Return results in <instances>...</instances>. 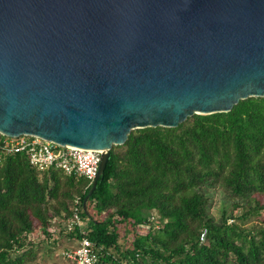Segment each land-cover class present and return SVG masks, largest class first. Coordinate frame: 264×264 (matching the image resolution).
<instances>
[{
    "label": "water",
    "instance_id": "95a60500",
    "mask_svg": "<svg viewBox=\"0 0 264 264\" xmlns=\"http://www.w3.org/2000/svg\"><path fill=\"white\" fill-rule=\"evenodd\" d=\"M264 97V0H0V133L100 150Z\"/></svg>",
    "mask_w": 264,
    "mask_h": 264
},
{
    "label": "trees",
    "instance_id": "16d2710c",
    "mask_svg": "<svg viewBox=\"0 0 264 264\" xmlns=\"http://www.w3.org/2000/svg\"><path fill=\"white\" fill-rule=\"evenodd\" d=\"M91 185L59 169L37 172L23 152L0 151V264L34 261L61 236L81 235L102 264H264V204L255 198L264 195V97L194 114L174 128L132 130L110 149L87 216L82 202ZM215 186L241 200L236 208L250 206L237 216L222 209L215 220L208 213ZM75 197L82 233L63 227ZM153 211L157 228L148 225ZM249 216L262 224L241 229L236 218ZM35 223L39 234L31 239Z\"/></svg>",
    "mask_w": 264,
    "mask_h": 264
},
{
    "label": "built area",
    "instance_id": "2783aa9c",
    "mask_svg": "<svg viewBox=\"0 0 264 264\" xmlns=\"http://www.w3.org/2000/svg\"><path fill=\"white\" fill-rule=\"evenodd\" d=\"M0 151L4 154L23 152L28 162L37 172H44L50 168L59 169L66 175L77 178L83 177L91 185L97 176L101 159L100 150L83 149L73 146H58L35 136L10 137L0 133ZM80 200L75 197L71 206V216L63 221L65 232L78 227L83 232L84 221L80 217ZM155 211L150 214L149 223L157 228ZM60 221V219L58 218ZM66 264H102L92 248L91 241L81 235L76 244L62 252Z\"/></svg>",
    "mask_w": 264,
    "mask_h": 264
},
{
    "label": "rangeland",
    "instance_id": "374dc122",
    "mask_svg": "<svg viewBox=\"0 0 264 264\" xmlns=\"http://www.w3.org/2000/svg\"><path fill=\"white\" fill-rule=\"evenodd\" d=\"M209 193V206H208V213L214 217L215 220H218L221 214L222 209L225 210L226 215L237 216L241 214L244 209H247L248 204L243 203L244 207L239 209L235 207L236 203H242L241 200L232 197V195L227 192L225 189L219 186H215L208 190ZM255 198L261 203L264 204V195L257 194ZM254 201H252L253 203ZM52 213V209L48 210V214ZM262 216L264 217V211L262 212ZM260 217V218H263ZM260 218H256L254 216H249L248 218H236V224L241 229H249V228H256L262 224ZM53 220V219H52ZM53 223V221H52ZM56 227L57 223H53ZM28 235L31 239H34L39 234L38 224L35 223L32 230L29 232ZM59 243L57 245L52 246L49 244V247L45 245L43 249H39L38 256L34 261H28L25 264H66V261L62 257V252L66 251L67 249L73 247L76 244V240L67 239L64 236L59 238ZM51 246V247H50Z\"/></svg>",
    "mask_w": 264,
    "mask_h": 264
}]
</instances>
